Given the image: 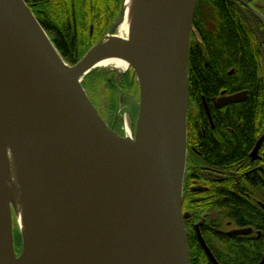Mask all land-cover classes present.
Returning <instances> with one entry per match:
<instances>
[{"label": "water", "instance_id": "1", "mask_svg": "<svg viewBox=\"0 0 264 264\" xmlns=\"http://www.w3.org/2000/svg\"><path fill=\"white\" fill-rule=\"evenodd\" d=\"M124 1L107 34L69 65L24 0H0V133L10 119L13 134L5 139L19 154L24 188L48 205L67 238L53 264H190L182 192L197 0H147L131 44L107 37L123 22ZM112 54L127 60L138 86L135 123L124 117L132 139L108 127L82 85L98 60ZM246 99V92L222 93L214 105ZM12 214L0 198V234L8 246L0 264H9V256L28 264L41 245L42 215L31 209L25 234L18 228L17 255Z\"/></svg>", "mask_w": 264, "mask_h": 264}, {"label": "trees", "instance_id": "2", "mask_svg": "<svg viewBox=\"0 0 264 264\" xmlns=\"http://www.w3.org/2000/svg\"><path fill=\"white\" fill-rule=\"evenodd\" d=\"M24 1L62 59L74 65L99 41L100 32L109 30L112 10L120 8L122 0ZM202 7H206L203 0H198L193 28ZM212 8H220L216 0H212ZM205 15L214 23L216 37L205 39L206 34L202 35V51L194 38L189 46L187 146L193 166L183 187V210L192 219L205 215L228 217L241 228L249 225V216L257 214L264 225V213L256 205L257 201L264 203V172H252L260 163H251L248 157L264 136V32H256L255 36L250 27L241 28L227 19L225 12L223 19L210 12ZM229 70L233 74L228 75ZM88 77H97L110 88L116 86L115 78L104 70L92 71ZM117 88L123 87L119 84ZM243 91L248 93L245 102L222 108H215L211 102L223 92L232 95ZM204 102L213 128L205 115ZM259 155L264 164V140ZM190 183L205 186L208 191L191 196L186 187ZM184 224L189 229L188 221ZM186 241L190 262L193 258L202 260L204 254L193 231L186 235ZM219 241L224 247L221 253L216 252L220 264H256L264 258V237L250 242L235 240L237 248H230L225 239Z\"/></svg>", "mask_w": 264, "mask_h": 264}, {"label": "bare ground", "instance_id": "3", "mask_svg": "<svg viewBox=\"0 0 264 264\" xmlns=\"http://www.w3.org/2000/svg\"><path fill=\"white\" fill-rule=\"evenodd\" d=\"M147 0H125L124 19L114 35H108L110 41L133 43L139 16ZM112 67L127 72L128 62L123 57L112 54L101 57L94 69ZM81 79V78H79ZM13 125L8 119L3 123V133H0V198L8 202L14 212V217L21 234H25L28 213L31 209L42 215L41 245L28 264H53L55 253L60 252L67 238L59 226L52 220L48 205L41 199L30 197L24 188L21 161L18 152L7 142L5 135L11 137ZM124 136L133 138L132 131L124 123ZM7 241L0 234V253L7 251ZM9 254V249L8 252ZM10 255V254H9ZM9 264H18L15 258L9 256Z\"/></svg>", "mask_w": 264, "mask_h": 264}, {"label": "flooded vegetation", "instance_id": "4", "mask_svg": "<svg viewBox=\"0 0 264 264\" xmlns=\"http://www.w3.org/2000/svg\"><path fill=\"white\" fill-rule=\"evenodd\" d=\"M216 2L220 6V8L219 9H217V8L213 9L212 8L213 10H211L210 8H211V5H212V0H203V3H204V5L206 7H202L199 10L200 14H199V16L196 19L197 20V26H195L193 28L194 29L193 37L195 39L194 41H195L196 44H198V48L201 51H202V47H203V39L202 38H203V36L205 34H206L204 36L205 39L207 37L208 38L210 37L209 39H212V38L216 37L213 34V33L216 32V28H215L214 23L208 21L204 17V16H206L205 14L208 15L209 12H210V14L212 16H213V14H214V16L216 14L217 15H221L220 17H222V19L224 18L223 13L225 12L226 15H228V17H226L227 19L234 20L238 24V26L241 27V28L246 29L247 27H250L255 36L257 35L256 32H258L259 34H262V32H264V25L261 22V20L259 19V17L256 15V14H259L260 16H262L264 18V0H216ZM197 3H198V0H197ZM229 11L233 14L232 18L229 16L230 15ZM195 13H196V11H195ZM206 29H208V30H206ZM207 31H210L209 35H207ZM192 39L193 38H192V33H191L190 43H191ZM227 74L228 75L233 74V70H229ZM243 92H245V91H243ZM223 93H224V96H229V95L226 94V92H223ZM239 93H241V92H239ZM221 95H222V93L220 94V96L218 98H220ZM218 98L212 99L211 102H212V104H213V106L215 108H222V107H216L214 105V101H216ZM247 98H248V93H247ZM203 107H204V103H203ZM223 107H225V106H223ZM207 108H208V106H207ZM204 111H205V107H204ZM208 111H209V109H208ZM209 114H210V112H209ZM205 115H206V113H205ZM211 122H212V120H211ZM211 126L213 128V124ZM251 153H252V151L248 155L249 159H250ZM187 154H188V146H187ZM249 161L251 163H255V164L256 163H260V165L255 167L252 170V172H255V171L264 172V164H262L263 160H262V157H260V155H259V151H258V158H256L255 160H251L250 159ZM187 177H188V175H187ZM193 185L194 186L190 187L189 190H188L190 192L191 196H194L197 193H202V192H207L208 191V188L205 187V186L201 187L198 184H193ZM256 205L264 213V203H262L261 201H257ZM182 211H183V214L188 215L187 218L184 219V221L186 220L190 224V225L187 226V227H189V229L186 228V226L184 224L186 235L190 236L191 235V231L194 232V235L196 237V241L198 243V246L200 247L202 253L204 254V258H202V260H201L200 257L199 258H193L191 260L190 264H192V263L193 264H214V263H212L209 260L207 254L205 253V251L201 247V245L199 243V240H198V235L205 242V245L209 249V252L212 255L213 259L215 260L216 264H220L219 261L216 258V254H217L216 252L221 253L220 249L224 250L223 244L220 243L219 240H224L225 239L228 242H230L229 243L230 244V248H232V247L233 248L234 247L237 248L234 245V242H236L235 240H239L240 241L242 239H245V242H247V241L250 242V241H257V240L261 239L262 237H264V235H263V233H264V225H261V222L259 220L260 219L259 215H257V214L249 216L248 219H247V222H248L249 225L247 227H242V228L238 227V226H235L233 221H232V219H229L228 217L220 218V217H217L215 215V216H212L210 218H207L206 217L207 215H205V216H200L197 219H195V218L192 219V218H190L189 213H187V212H185L183 210V192H182ZM263 216H264V214H263ZM188 219H191V220H188ZM256 225H258V226H256ZM243 230L244 231L245 230H249V231L246 234H240V235H235L234 234V232H236V231H243ZM245 248L246 247H243V249H245ZM225 250L228 251V249H226V248H225ZM246 250L247 249H245V251ZM256 264H264V258H261L259 260V262H257Z\"/></svg>", "mask_w": 264, "mask_h": 264}, {"label": "rangeland", "instance_id": "5", "mask_svg": "<svg viewBox=\"0 0 264 264\" xmlns=\"http://www.w3.org/2000/svg\"><path fill=\"white\" fill-rule=\"evenodd\" d=\"M120 8H115L111 18H110V27L116 18ZM91 33L93 28H91ZM106 31V30H105ZM109 30L105 33L104 31L100 32L98 35L99 41L107 34ZM194 32H192V38ZM96 70H104L108 72L115 79L116 86L110 88L106 86L105 81L100 80L96 77V79H91L88 77L83 80V87L91 100V102L96 107L98 113L103 118L105 123L111 128L116 134L120 137L124 136V117L127 115L129 119H131L132 123H135L137 113H138V105H139V97H138V86L136 83L135 76L130 68H128L127 72H122L120 70H116L112 67L107 68H97ZM95 71V70H94ZM133 82H131V80ZM86 82V83H85ZM122 85V89L117 88V86ZM132 125V130H133ZM190 166H193L191 160L188 159V154L186 155V164H185V174H184V183L187 181V175L189 172ZM188 188L194 186L192 183L186 184ZM12 234H13V244L14 250L18 255L20 252L21 238L18 230V225L16 223L14 214H12Z\"/></svg>", "mask_w": 264, "mask_h": 264}]
</instances>
